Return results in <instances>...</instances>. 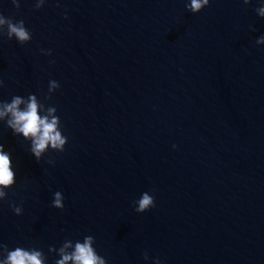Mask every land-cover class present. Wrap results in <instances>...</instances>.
I'll use <instances>...</instances> for the list:
<instances>
[{
	"label": "water",
	"instance_id": "95a60500",
	"mask_svg": "<svg viewBox=\"0 0 264 264\" xmlns=\"http://www.w3.org/2000/svg\"><path fill=\"white\" fill-rule=\"evenodd\" d=\"M15 3L0 16L30 39L0 25V111L35 97L67 139L37 162L0 117V264H57L87 237L104 264H264V0Z\"/></svg>",
	"mask_w": 264,
	"mask_h": 264
},
{
	"label": "clouds",
	"instance_id": "9594fccd",
	"mask_svg": "<svg viewBox=\"0 0 264 264\" xmlns=\"http://www.w3.org/2000/svg\"><path fill=\"white\" fill-rule=\"evenodd\" d=\"M248 0H245L247 3ZM13 3L17 8L19 4ZM209 0H191V4L186 5L190 7L192 11H198L203 6L208 5ZM39 6H37L38 8ZM259 15L264 16V6L259 7ZM7 25L8 36L15 37L21 41H27L30 39L29 31L25 27L24 21L18 20L13 21L12 18L5 19L0 16V25ZM264 41V37H261L257 43ZM0 81V85H2ZM53 87H58L56 81L52 82ZM22 103L19 97H15L11 104H6L4 110L0 111V117L6 114H10L11 118L8 120V125L13 129L14 132L20 133L24 138L32 139L31 152L34 157L39 162L41 154L44 152L48 145L52 148L63 151V145L65 144L66 137H62L60 132L57 131V119L53 118L49 121L48 117H41L38 115V105L36 103L35 97L29 98V103L24 110L19 109V105ZM54 111V109H49V113ZM175 147V145H173ZM51 163V161H49ZM11 160L9 155L3 150V145H0V197H6L8 189L14 184V172L11 168ZM63 197L61 193L57 191L54 195L53 206L57 209H62ZM138 207L135 211L138 213H143L154 206V198L147 192L142 194V197L138 201ZM12 211L16 215L22 213V208L15 204L9 205ZM92 242L91 237L85 238L83 244L77 243L75 246V251L69 255H63V258L57 262V264H66L68 260H72L74 264H104V260L98 257L92 247L90 246ZM39 252H27L17 248L15 251L9 253L5 264H42Z\"/></svg>",
	"mask_w": 264,
	"mask_h": 264
}]
</instances>
